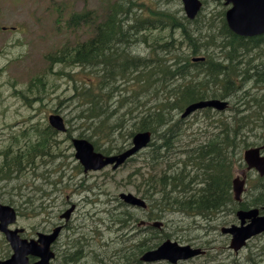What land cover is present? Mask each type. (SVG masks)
<instances>
[{
  "label": "trees",
  "instance_id": "16d2710c",
  "mask_svg": "<svg viewBox=\"0 0 264 264\" xmlns=\"http://www.w3.org/2000/svg\"><path fill=\"white\" fill-rule=\"evenodd\" d=\"M204 3L203 0V6ZM143 7L138 0H114L107 3L101 18L89 9L73 12L66 19L65 28L90 26L94 34L45 54L44 70L31 72L22 83L10 82L14 96L31 105L45 96L48 74H63L73 85L66 98L74 106L71 118L81 122L78 137L90 140L96 150L107 154L121 152L135 132L150 131L152 138L145 163L152 172L148 175V171L141 172L143 190L139 188L140 196L148 201L145 208L150 211L148 221L173 212L200 218L205 223L214 219L220 222L228 214L235 221L237 209L257 208L263 213L264 175L247 171L248 182L239 200L234 198L232 180L236 170L246 166L242 158L244 150L258 145L261 141L257 138L264 139V33L247 37L232 32L223 11L213 14L201 7L192 20L181 8L169 11L153 7L149 14H143ZM60 16L54 20L56 30L62 29ZM143 46L147 54L132 53ZM194 56L203 59H191ZM56 64L78 67L73 73L53 71L51 65ZM7 66V63L0 66V73ZM190 75H194L192 82L184 83L183 79ZM209 98L226 99L228 107L224 111L210 108L196 111L203 113L202 119L208 120V124L187 140L189 118H181L180 114L188 104ZM227 111L232 113L224 116ZM129 117H133V122L127 123ZM46 120L30 121L20 130L27 133L30 165L37 159L59 160L55 158L58 131ZM65 121L71 123L70 119ZM208 125L212 127L209 130ZM67 133L70 137V127ZM100 139L108 140L106 149L102 150ZM22 149L16 153L4 150L3 165L9 169L22 163ZM152 207L157 210L155 213ZM120 214L121 218L116 220H136L125 207ZM206 225L202 228L206 229ZM148 230L158 229L148 225ZM162 234L129 239L135 242L124 247L123 253L121 248L113 252L111 259L116 258L114 264L139 262L140 253L168 239L169 234ZM72 253L76 254L74 260L68 258L63 263L80 264L79 252L72 250ZM258 255H264V245L255 253L250 251L245 262H240L264 264V256L256 259ZM197 259L203 260L200 264H208L217 258L206 250Z\"/></svg>",
  "mask_w": 264,
  "mask_h": 264
},
{
  "label": "rangeland",
  "instance_id": "374dc122",
  "mask_svg": "<svg viewBox=\"0 0 264 264\" xmlns=\"http://www.w3.org/2000/svg\"><path fill=\"white\" fill-rule=\"evenodd\" d=\"M112 1L114 0H0V66L5 63L8 64L4 70L1 69L0 73V151L8 149L16 153L20 148H24L27 145V140H25L26 135L24 132L20 133V130L23 131L30 121H45L51 113H58L65 120L70 119L71 121V123L66 122V126L71 128V136L69 137L68 133L66 135L64 132H59L58 136H56L58 143L55 148V158L59 160L50 162V158H45L44 160L37 159L35 163L30 165L28 160L22 159V163L8 169L4 165L2 166L3 162L0 158V193L6 195L7 192L9 195L6 198H11L15 203H17L18 199L23 201L21 195L24 193L26 199H28V203L24 206L30 207L28 208L29 219H25L28 220V224L31 226L33 222H36L42 216L39 214L38 209L32 207H40L39 203L40 196L43 194L42 192H48L49 188H52L49 186L50 180H60L53 189L55 190L54 196L49 198H53L52 201L54 200L55 206H62L63 201L67 197L75 195L74 198L79 199L83 191H87L89 198L87 202L88 207H80L78 213L81 218H77L73 223V225H76V223L89 216L93 219V222H90V220L86 222L84 220L89 227L76 228V235H81L78 237H86L89 240L87 245L84 242L78 245L79 249L81 248L88 255V257L81 258L80 264H114L113 261L116 258L111 259V253L119 247H128L135 242L129 239L143 236L150 238L157 234L162 236L164 232L169 234L168 239L170 240H175L180 244H191L201 247L216 255V261L208 264H241L240 261L245 262L247 254L250 251L255 253L261 245H264V233L250 239L244 248L234 253L228 247L229 237L220 233L221 227L235 222L232 221V214H228L220 222L214 219L212 222L205 223L206 221L200 218L173 212L165 214L162 219H153L160 220L163 223L166 222V225L163 224L158 230H147V235H145V231H142L143 226L137 229L135 227L122 228L120 226L119 220L116 219L121 218L120 212L125 206L119 204L120 199L118 196L122 192H135V194L140 196L139 188L143 190L140 180L141 172L148 171L147 175L152 172L150 168H147L145 163V158L148 157V148L142 150L124 166L115 170L108 167L99 171L84 173L74 156L75 150L70 141L71 137H78L81 122L71 118L74 116V106L66 97L71 94L73 85L71 82H68L65 75L48 74V83L46 84L48 92H45V96L42 99L34 100L31 105L28 102L22 103L21 100L14 96L12 90L14 86L10 82L17 81L16 83H22L24 80H28L31 72L44 70L46 60L43 56H45V53L48 54L60 48L63 44L71 46L76 41L88 39L94 34L90 26L82 25L75 30H67L65 28V21L73 12L89 9L95 11L98 18H101L105 14L107 3ZM138 1L144 4L143 14H147L148 10L153 7L169 11L180 10L181 8L184 13L181 0ZM204 1V6L202 5L204 12L208 11V13L213 12V14H216L219 11L224 12L226 9L223 3H220L221 1ZM59 14L61 15L60 23L62 29L56 30L55 26L57 25L54 23V20ZM144 47H139L138 50L132 51V53L139 51L141 52L140 55L143 56L147 54V48ZM51 66L53 71L61 69L63 71H70V73L77 71L76 68L78 67L71 66L65 68L62 64ZM193 77L194 75L186 76L183 79V81L185 80L184 83H189V80L192 82ZM231 113V111H227L224 116H229ZM202 117L203 113L201 112H196L188 117L187 124L190 128L186 131L185 138L187 140L192 138L193 132L203 129L208 124V120L202 119ZM190 121L192 122L190 123ZM131 122H133V117H129L127 121V123ZM211 128L208 125L206 129L209 130ZM89 133L87 132V134ZM257 141H261L258 142V145H261L264 139L259 140L257 138ZM99 143L102 149H106L109 145L108 140L104 139H100ZM127 143L129 146L131 138ZM52 152H54V149ZM179 154L181 153L179 152ZM59 172L60 174H58ZM243 172V169L236 170L235 177L242 179ZM153 173H157L156 167ZM79 180L81 181L80 187H75V183ZM247 182L248 180H246ZM11 193L14 196H10ZM90 199L92 201L99 199L97 210L95 207L89 206ZM93 204L94 202L91 206ZM125 208L132 217L136 218L131 223L135 224L140 220L148 221L151 217L149 209ZM152 209L154 213L157 211L154 207ZM31 210H34V213ZM75 215H77V212ZM100 221L104 223H100ZM223 221L225 223H222ZM205 224L208 227L203 229L202 225ZM102 229L104 230L102 231ZM92 230L101 232V236L93 237L95 232H92ZM140 231L143 234H140ZM135 233L137 235L135 237L132 236ZM155 240L156 238H153V241ZM102 243L103 245L101 246ZM68 249L72 251L74 247L70 246ZM90 251H96L97 254ZM134 252H136V249ZM260 256L264 255L255 257L258 259ZM201 261L203 260L195 258L194 261L179 262V264H200ZM120 262H122V259Z\"/></svg>",
  "mask_w": 264,
  "mask_h": 264
},
{
  "label": "water",
  "instance_id": "95a60500",
  "mask_svg": "<svg viewBox=\"0 0 264 264\" xmlns=\"http://www.w3.org/2000/svg\"><path fill=\"white\" fill-rule=\"evenodd\" d=\"M183 10L188 18H194L202 5L201 0H181ZM224 4H231L225 13V20L228 28L240 36H253L264 33V0H223ZM197 59V58H196ZM228 106L227 100L219 98H210L199 100L188 104L181 117H186L198 109L210 107L219 111L224 110ZM49 125L59 131H65L66 126L63 117L60 114L53 113L48 115ZM151 139L149 131H139L132 136V146L123 152L114 155L105 156L104 154L94 150L93 145L85 138H72V144L75 149V157L82 164L85 171L100 169L107 164H113V168H117L128 157L135 154L140 149L146 147ZM264 149V144L260 147H251L244 151L243 158L247 169L254 168L260 175L264 174V155L260 154V150ZM244 179L238 177L233 179L232 188L235 199H239L243 190ZM126 203L137 205L142 208L146 206L143 199L134 196L131 193H121L119 195ZM8 207L0 204V209ZM71 209L66 210L63 216L67 217ZM239 220L238 224H231L221 228V233L230 235L229 247L234 251L241 249L253 236L264 232V214H259L256 208L239 209L236 212ZM159 224V223H156ZM1 230H4L0 226ZM56 231L50 235L41 236L44 243V253H41L35 243H30L29 252L35 255H42L41 260L34 264H47L53 256L50 250V244L56 237ZM203 251L200 248H192L189 245H180L176 241L169 239L163 241L157 247L145 251L140 259L144 262H153L158 260H166L172 264L178 260H185L196 256ZM22 254V253H19ZM3 264H11V260Z\"/></svg>",
  "mask_w": 264,
  "mask_h": 264
},
{
  "label": "flooded vegetation",
  "instance_id": "af4514ba",
  "mask_svg": "<svg viewBox=\"0 0 264 264\" xmlns=\"http://www.w3.org/2000/svg\"><path fill=\"white\" fill-rule=\"evenodd\" d=\"M25 135H26L25 140H27V133H25ZM96 151H99V150H96ZM99 152H101L104 155L107 154L102 151H99ZM0 154H1V157H0L1 161L4 162L6 158L4 157L3 151H0ZM22 154H23L22 159L27 160L28 150H26V145L22 149ZM3 157H4V160H3ZM2 166H3V163H2ZM108 167L105 166V168H108ZM105 168H102V169H105ZM82 171L85 173V172L99 171V170L84 171L82 169ZM50 181L51 182L49 183V186H51L52 188H49L50 190L48 192L47 191L42 192L43 194H41L40 196L41 198H40V203H39L40 207H32V208L38 209L39 214H41L42 216L39 220H37L36 222H33L31 226L28 224V220L25 219V218L29 219L30 215H29L28 208L30 207L24 206L26 203H28V199H26L24 193H22L21 195V197L23 198V201H21V199H18L17 203H15L14 200H12L11 198H6V196L9 195L7 192H6V195H4L3 193H0V204L8 206V207H3L0 209V226L4 228V230L0 229V264H3L8 260H11V264H34L40 261L41 260L40 256L42 255L40 254L35 255L29 252L30 243L31 242L35 243L36 244L35 246L37 247V249L41 253H44V243H42L41 241V236L44 237V236L50 235L55 231L57 235L50 244V250L52 251L53 256L49 259L47 264H67L63 262L67 260L68 258H72L71 256H75V254H73L72 251H69L68 248L70 246L77 247V248H74L76 250H73V251H78L80 255L82 254L79 259L88 257L86 252H83V250L81 251V248L80 249L78 248V245L81 242H84L87 245L89 241L88 238L78 237L81 235L77 236L75 232H77L76 228L82 229V228L89 227L86 222L88 220H90V222H93V219L89 216L84 219L86 222L84 220H81L78 223H76V225H73L74 221L77 218H81L80 214L78 213L80 210V207H88L87 206V202L89 199L88 193L87 191H83L79 199L74 198L75 195L73 194L74 196L66 198L65 200L66 202L63 201L62 206H55L54 200L52 201L53 198L52 199H49V198L54 196L55 190L53 189L55 186H57L60 180L57 181L56 179H53ZM80 185H81L80 180L75 183V187H80ZM10 196H14V194L11 193ZM93 202L94 204L93 206H91ZM97 202H99V199H96L94 201L90 199L89 206L95 207L97 210L99 207V204ZM125 207H133V206H129L125 204ZM68 209H71L68 216L67 217L63 216V213ZM100 209L102 208L100 207ZM31 212L34 213V210H31ZM76 212H77V215H75ZM119 222L122 228L135 227L137 229L143 226L142 231H145L144 232L145 235H147L148 233L147 230H148L149 224L147 220H140L138 223H135V224L131 223L130 219L119 221ZM100 223H104V222L100 221ZM103 230L104 229H102V231ZM142 231H140L139 233L143 234ZM92 232H95V235H93V237L101 236L100 234L101 232H98L96 230L95 231L92 230ZM136 235L137 234L135 233L132 236H136ZM138 238L139 237H137V239ZM102 245L103 243L101 244V246ZM119 248H121L122 253H123L124 247H119ZM90 252L97 254L96 251H90ZM19 253H22V254H19ZM112 254L113 253H111V255ZM69 264H77V262L69 263ZM138 264H146V263H142L139 261ZM152 264H159V263H152Z\"/></svg>",
  "mask_w": 264,
  "mask_h": 264
},
{
  "label": "bare ground",
  "instance_id": "6f19581e",
  "mask_svg": "<svg viewBox=\"0 0 264 264\" xmlns=\"http://www.w3.org/2000/svg\"><path fill=\"white\" fill-rule=\"evenodd\" d=\"M202 15V14H201ZM210 18V17H209ZM182 19V18H181ZM148 20V19H147ZM193 20V19H192ZM201 20V19H200ZM214 21V20H213ZM220 22V21H219ZM196 23V22H195ZM222 25V23H221ZM150 26V25H149ZM158 27V26H157ZM196 28V27H195ZM221 28V27H220ZM91 29V28H90ZM185 31V29H184ZM195 31V30H194ZM219 33V32H218ZM224 33V32H223ZM221 34V33H220ZM211 36V35H210ZM217 36V35H216ZM211 38V37H210ZM224 39V38H223ZM145 40V39H144ZM249 41V40H248ZM171 43V42H170ZM233 43V42H232ZM250 43V42H249ZM231 44V43H230ZM243 45V44H242ZM160 46V45H159ZM226 46V45H225ZM234 46V45H233ZM238 47V46H237ZM247 47V46H246ZM246 50V49H245ZM255 50V49H254ZM60 51V50H59ZM247 52V51H246ZM46 54V53H45ZM165 54V53H164ZM236 54V53H235ZM258 55V54H257ZM62 56V55H61ZM245 57V56H244ZM56 58V57H55ZM237 58V57H236ZM60 59V58H59ZM192 59V58H191ZM249 59V58H248ZM254 59V58H253ZM66 60V59H65ZM140 60V59H139ZM239 60V59H238ZM250 61V60H249ZM60 62V61H59ZM72 62V61H71ZM144 62V61H143ZM207 62V61H206ZM51 63V62H50ZM237 63V62H236ZM71 64V63H70ZM202 64V63H201ZM211 64V63H210ZM48 65V64H47ZM145 65V64H144ZM259 65V64H258ZM143 66V65H142ZM183 66V65H182ZM246 66V65H245ZM255 66V65H254ZM137 67V66H136ZM135 68V67H134ZM151 69V68H150ZM247 69V68H246ZM144 70V69H143ZM202 70V69H201ZM204 70V69H203ZM242 70V69H241ZM245 70V69H244ZM254 70V68H253ZM161 72V71H160ZM174 72V71H173ZM182 72V71H181ZM234 73V72H233ZM241 73V72H240ZM257 73V72H256ZM173 75V74H172ZM189 75V74H188ZM247 75V74H246ZM159 77V76H158ZM156 77V78H158ZM179 77V76H178ZM120 78V77H119ZM148 79V78H147ZM161 79V77L159 78V80ZM182 79V78H181ZM247 80V79H246ZM190 81V80H189ZM212 81V80H211ZM254 81V80H253ZM258 81V80H257ZM152 82V81H151ZM196 83V82H195ZM151 84V83H150ZM160 84V83H159ZM146 85V84H145ZM194 85V84H193ZM242 85V84H241ZM163 86V85H162ZM187 86V85H186ZM202 86V85H201ZM174 88V87H173ZM207 88V87H206ZM146 89V88H145ZM190 89V88H189ZM188 90V89H187ZM115 91V90H114ZM159 91V90H158ZM179 91V90H178ZM137 92V91H136ZM156 92V91H155ZM185 92V91H184ZM140 93V92H139ZM138 94V93H137ZM185 94V93H184ZM183 94V95H184ZM191 94V93H190ZM247 94V93H246ZM264 94V93H263ZM73 95V94H72ZM215 95V94H214ZM135 96V95H134ZM155 96V95H154ZM204 96V95H203ZM245 96V95H244ZM206 97V96H205ZM156 98V97H155ZM185 98V97H184ZM189 98V97H188ZM27 99V98H26ZM241 99V98H240ZM247 103V102H246ZM263 103V102H262ZM163 105V104H162ZM171 110V109H170ZM155 111V110H154ZM168 111V110H167ZM168 114V113H167ZM171 120V119H170ZM176 128V127H175ZM214 128V127H213ZM42 134V133H41ZM165 134V133H164ZM170 134V133H169ZM173 134V133H172ZM168 142V141H167ZM103 150V149H102ZM109 152V151H108ZM38 153V152H37ZM23 155V154H22ZM198 156V155H197ZM206 156V155H205ZM186 160V159H185ZM196 166V164L194 165ZM183 176V174H182ZM187 176V175H186ZM120 227V226H119ZM118 227V228H119ZM147 238V237H146ZM143 240H147V239H143ZM142 241V240H141ZM110 243V242H109ZM78 245V244H77ZM130 246V245H129ZM77 248V247H76ZM79 248V247H78ZM150 248V247H149ZM76 250V249H74ZM79 250V249H78ZM82 250V249H81ZM140 250V249H139ZM80 251V250H79ZM116 251V250H115ZM74 252V251H73ZM76 253V252H75ZM69 254V253H68ZM72 254V253H71ZM77 254V253H76ZM75 254V255H76ZM141 254V253H140ZM261 254V253H260ZM67 255V254H66ZM79 255V254H78ZM77 255V256H78ZM82 255V254H81ZM132 255V254H131ZM71 257H74V256H71ZM80 257V256H79ZM135 257V256H134ZM67 258V257H66ZM78 258V257H77ZM73 258H71V261H72ZM74 260V259H73ZM75 260H76V257H75ZM100 260V259H99ZM69 261V260H68ZM98 261V260H97ZM126 261V260H125ZM99 262V261H98ZM113 264V263H112ZM255 264V263H254Z\"/></svg>",
  "mask_w": 264,
  "mask_h": 264
}]
</instances>
